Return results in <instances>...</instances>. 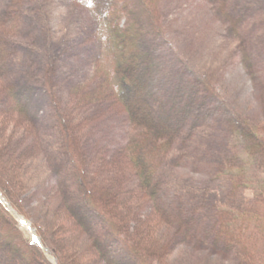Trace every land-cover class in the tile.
Listing matches in <instances>:
<instances>
[{
    "label": "trees",
    "instance_id": "obj_1",
    "mask_svg": "<svg viewBox=\"0 0 264 264\" xmlns=\"http://www.w3.org/2000/svg\"><path fill=\"white\" fill-rule=\"evenodd\" d=\"M25 1L31 0H11L9 10L0 15V79L4 82L0 86V140L20 120L38 142L36 147L53 155L50 136L16 80L15 68L25 42L21 38L24 27L19 24L24 20ZM79 1L97 20L92 33L100 47L97 65L92 71L83 70L77 79L62 72V81L59 60L51 56L44 79L53 96L56 128L63 138L54 162L56 213L72 220L68 231L84 243L83 253H79L84 259H72L75 245L65 242L66 234L58 226L55 232L62 239L37 221L44 241L30 243L16 225L17 212L6 198L17 211L32 219L35 216L26 204L21 183L14 180L17 174L12 175L2 164L9 152L13 158L18 153L21 156L22 148H13L17 141L12 139L0 142L4 194H0V236L6 238L0 245V259L14 252L15 264H58L55 258L60 264H168L175 243H183L184 248H196L204 256L226 255L234 264H264V117L245 114L235 104L229 115L215 112L216 130H206L207 121L200 122L197 114L184 117L186 101L166 97L154 87L151 70L158 53L151 40L165 37L169 31L163 0ZM226 11L235 13V4L226 2ZM3 18L12 24H3ZM239 26L236 21L234 27ZM238 30L241 64L252 77L264 116V34L253 40L251 27ZM211 68L201 71V77L193 76L187 99L194 98L199 104L222 99L220 79ZM150 88L156 93L150 94ZM169 105L168 118L187 122L170 126L160 117L158 111L165 112ZM224 111L229 110L225 107ZM114 113L127 115L129 124L120 127L121 117ZM112 134L116 140H111ZM187 151L198 152L188 157L189 162L202 159L197 165L208 172V185L201 192L216 196L215 215L211 214L208 223H202L200 216L195 218L193 207L182 200L185 185L171 186V165L189 156ZM213 152L217 153L212 160L208 154ZM74 171L82 183L77 195L72 186L77 183ZM186 174L183 172L184 182L189 180ZM82 192L88 199H76L74 195L79 197ZM98 220L106 229L94 226Z\"/></svg>",
    "mask_w": 264,
    "mask_h": 264
},
{
    "label": "rangeland",
    "instance_id": "obj_2",
    "mask_svg": "<svg viewBox=\"0 0 264 264\" xmlns=\"http://www.w3.org/2000/svg\"><path fill=\"white\" fill-rule=\"evenodd\" d=\"M228 1L235 4V13H227L226 2ZM10 2L11 0H0V15L9 10ZM163 3L169 31L165 37L151 40V44L158 53L153 57L154 65L151 70L154 87L159 88L160 93L166 97L170 96L171 99L186 101L184 117L189 118L197 114V119L200 122L207 121L206 130H216V124L212 118L215 112L229 115L235 108V104L241 106L246 112H244L245 114L257 119L264 117L262 116L260 97L255 96L252 77L246 67L241 64L238 33L240 26H246L251 27L250 36L253 40L264 34V0H163ZM25 6L24 20L19 21L22 28L24 27L21 38L25 42L18 67L15 68L16 80L20 92H23L22 94L29 102L30 109L39 117L38 119L43 124L42 128L46 129L50 136L48 146L51 149L54 148V151L53 155H50L49 152L45 153L44 149H38L36 147L38 142L33 140V136L27 132L29 130L20 120H16L11 125L10 134L4 135L0 142L16 140L17 147L15 144L12 146L16 149L22 148L21 158L18 157L19 153L13 158L9 152V154L6 153L7 156L4 155L2 164L12 175L17 174L15 175L17 178L13 179L21 183L22 191L25 192L26 204L35 218L32 219L27 214L17 211L11 201L8 198L6 200L17 212L16 225L30 243L43 242L40 227L36 224L37 221L48 226L49 229L51 228L54 235L56 234L58 238L62 239L61 233L55 232V228L58 226L66 234L65 242L68 245H75L72 246L74 247L72 259L78 262V258L84 259L81 254L85 245L74 237V232L69 233L72 220L65 215L56 213L59 207L56 202L57 198L53 197V188L56 183L55 156L63 138L56 128L58 121L54 115L53 96L44 76L49 67L48 61L51 56L59 60L62 81L65 79L62 72L66 77L72 76L77 79L83 70L87 69L88 72L93 70L97 65L95 63L96 55L100 53V47L92 34L96 30L97 20L91 15L88 7L79 0H31L30 2L25 1ZM228 18L233 23H230ZM236 21L240 22V26L235 28ZM2 23L12 24L9 18H6L5 21L3 18ZM207 65L212 67L210 70L217 72L220 79V90L224 96L219 99V102L211 100L199 104L194 98H191L192 100L186 98L189 96L187 91L189 92V89L193 88V76L201 77V71L206 70ZM1 83L4 84L0 79V86H2ZM149 92L150 94L156 93L153 88H150ZM170 106L165 108V112L158 111L159 116L166 120L170 126L186 123V120L179 121L176 117H167L169 115L167 111L169 113L171 111ZM225 107L230 112H225ZM114 114L121 117L120 127H126L129 124L127 115L124 113ZM95 133L97 132L95 131ZM210 137L208 132L206 140L209 141ZM116 138V135H111V140H116ZM110 143L116 145L115 142L110 141ZM217 147L219 148V146ZM188 152L189 156L177 159L171 165V186L185 185L186 189L182 200L193 207L194 217L200 216L202 223H208L212 219L211 216L215 215L216 206L213 204L216 196L201 192L202 187L208 185V172L205 171L204 166L197 165L199 164L197 162L202 159L192 162L193 164L189 162L188 157L191 159V156L197 155L198 152ZM216 153H209V158L213 160ZM72 168H76L74 164H72ZM183 172L188 173L186 176L189 177V180H185L186 182H184ZM24 173L26 175H23ZM73 176L77 183L72 186L77 195L79 194L77 190L81 189L82 183L76 171ZM219 181L222 183L221 180ZM0 193L4 197L1 188ZM76 195H74L76 199L80 197L81 200L88 199L85 197L86 193H80L79 197ZM81 209L87 214V218L91 219L87 209L84 206ZM21 217H26L33 222L38 233L37 238H32L24 230L20 224ZM90 221L94 223V220ZM94 226L98 229L105 228L104 223L100 220ZM211 227L214 226L211 225ZM105 231H101V233L104 234ZM5 243L6 238L0 236V245ZM174 246L176 248L170 256L171 260L167 261L168 264H234L226 255L216 254L213 256L215 258H212L210 253L205 257L204 252L202 253L196 248L193 249L194 251L187 247L184 248L183 243H180V246L175 243ZM196 247L198 248L199 245L196 244ZM55 260L58 259L55 258ZM15 263L14 252L9 258L0 259V264Z\"/></svg>",
    "mask_w": 264,
    "mask_h": 264
},
{
    "label": "bare ground",
    "instance_id": "obj_3",
    "mask_svg": "<svg viewBox=\"0 0 264 264\" xmlns=\"http://www.w3.org/2000/svg\"><path fill=\"white\" fill-rule=\"evenodd\" d=\"M20 224L24 228V230L32 237V238H37L38 233L34 227V224L32 221H30L26 217H21L20 219Z\"/></svg>",
    "mask_w": 264,
    "mask_h": 264
},
{
    "label": "water",
    "instance_id": "obj_4",
    "mask_svg": "<svg viewBox=\"0 0 264 264\" xmlns=\"http://www.w3.org/2000/svg\"><path fill=\"white\" fill-rule=\"evenodd\" d=\"M43 239V238H42ZM58 264H60L59 259L57 260Z\"/></svg>",
    "mask_w": 264,
    "mask_h": 264
}]
</instances>
